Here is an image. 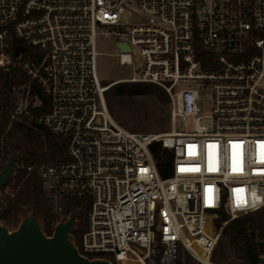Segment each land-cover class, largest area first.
<instances>
[{"label": "built area", "instance_id": "built-area-1", "mask_svg": "<svg viewBox=\"0 0 264 264\" xmlns=\"http://www.w3.org/2000/svg\"><path fill=\"white\" fill-rule=\"evenodd\" d=\"M129 5L145 18L127 27ZM11 37L33 55L17 44L25 51L14 57ZM98 38L114 41L119 65L140 60L120 81L166 92L167 131L133 133L113 119L97 76ZM17 69L28 80L5 91L10 121L40 104L36 84L50 100L37 124L65 141L62 160L34 167L56 224L72 214L68 199H89L81 248L71 241L82 257L177 264L182 248L202 264L192 246L209 259L229 221L264 208V0H0V72ZM199 89L211 92L209 115L199 113ZM221 213L220 232L207 234L203 218Z\"/></svg>", "mask_w": 264, "mask_h": 264}, {"label": "trees", "instance_id": "trees-1", "mask_svg": "<svg viewBox=\"0 0 264 264\" xmlns=\"http://www.w3.org/2000/svg\"><path fill=\"white\" fill-rule=\"evenodd\" d=\"M17 44L23 43L11 37L10 50L12 51ZM25 48L24 57L28 56L27 53L32 51L27 45H25ZM27 80L28 76L18 69L9 74L0 72V152L3 150L9 156L16 148H19L18 152L22 153L20 157H15V162L18 164V167L15 169V175L2 188L0 222L4 225H17L21 221V218L26 216L28 209L41 222L43 232L47 236H51L53 228L57 223V215L51 211L49 201L41 190L40 180L34 167L43 162L62 160L65 154V141L61 137L47 133L37 124V118L49 112L50 100L36 84L33 85L32 93L38 96L40 104L31 111L30 115L22 116L21 123L10 121L11 101L5 91L12 84ZM143 95L154 96L163 107L167 108L170 104L169 97L162 88L148 83L130 82H122L107 89L105 92V101L109 112L113 114L114 105L119 101L125 98ZM168 120L169 112L163 117L162 121L165 123ZM28 121L30 123L26 126V122ZM165 130L167 129L163 128L159 131L162 132ZM21 143L22 146L18 147L17 145ZM166 158V153L156 147L154 150V159L162 178H167L171 175L170 165L165 160ZM29 167L32 168L30 171L28 170ZM7 188L10 189L9 194L4 193V190ZM80 200L78 198L68 199L64 205L65 214L70 212H77L78 214L75 224L76 229L71 232L72 241L75 246H77L82 235L81 225L83 213L87 212L90 208L88 198L83 199L85 201L83 204L80 203ZM252 214H246L229 221L220 233V237L226 236L228 238V250L232 251L237 258L244 261H247L244 248L245 235L249 236L257 255L264 253V243H257L255 241V235L251 232V230L264 229V225H262L260 220H252ZM226 220L227 216L221 213L215 221L218 231L222 223ZM223 249L218 238L209 261L214 264H221L223 256L219 252ZM106 258L108 257L106 256ZM195 261L188 252L179 248V261L177 264H200Z\"/></svg>", "mask_w": 264, "mask_h": 264}, {"label": "rangeland", "instance_id": "rangeland-1", "mask_svg": "<svg viewBox=\"0 0 264 264\" xmlns=\"http://www.w3.org/2000/svg\"><path fill=\"white\" fill-rule=\"evenodd\" d=\"M144 18H145L144 14L138 8L129 5L127 6L124 14L121 17V23L129 27L134 24H139ZM95 49L98 53L97 76L100 82L104 86H107V89L119 83L125 82L120 80L130 79L133 76L134 71L140 68L139 59L137 60L135 59L133 61V66L119 65L117 58L118 50L115 47L113 40H102L98 38L95 42ZM27 55L32 56L33 52L30 51L27 53ZM116 81H120V82L115 83ZM211 102L212 99H211L210 90L199 89L196 105L198 107L200 115H209L211 113ZM170 106L171 104H169L167 108L161 106L157 101V99L152 95L136 96L132 98H125L124 100L119 101L117 104H115L113 108L114 113L111 115L113 119L121 127H123L124 129L130 132L156 134V133H161L159 130L163 128L167 130L169 129L170 114H169V120L167 122L164 123L162 119L164 116L168 114V112L170 113ZM15 122L21 123L22 118ZM29 123L30 121L26 122V126H28ZM176 127L178 130H180V124H177ZM17 146L21 147L22 143L18 144ZM18 150L19 148H16L13 152L16 153L17 157H20L22 153L18 152ZM7 157L8 155L5 153V151L2 150L0 152V171L3 165L6 163ZM17 167L18 164L15 162V169ZM4 193L9 194L10 189L9 188L5 189ZM2 194L3 192L1 191V196ZM84 202L85 201L83 199L80 200L81 204H83ZM88 213L89 210L83 213L82 225H81L82 234L87 230L88 227ZM28 215H31V211L27 209L26 216ZM251 218L252 220H257V221L260 220L262 222V225H264V209L253 213ZM0 224L4 225L1 222ZM4 226H6L10 231H13L16 229L18 224L17 225L9 224ZM75 229H76V225H75ZM204 230L207 234L211 236L220 232V230L218 231L216 227V222L212 220V218L209 215H205L204 217ZM251 232H253V234L255 235V241L257 243H264V229L251 230ZM219 239L222 244V248H224L223 250H220L221 253L219 252V254L223 256L221 264H249L248 261H244L242 259L237 258L232 251L228 250L227 248L228 238L226 236H221V237L219 236ZM70 241H72L71 234H70ZM81 246H82V235L80 237L79 242L77 243V248L80 249ZM194 246H192V248L197 253V256H200L202 258H207L206 256L203 255L201 251L197 249V247ZM260 255L264 256V253L259 254L257 256ZM127 264H134V263L127 262ZM259 264H264V259H262Z\"/></svg>", "mask_w": 264, "mask_h": 264}, {"label": "water", "instance_id": "water-1", "mask_svg": "<svg viewBox=\"0 0 264 264\" xmlns=\"http://www.w3.org/2000/svg\"><path fill=\"white\" fill-rule=\"evenodd\" d=\"M118 46L128 50L125 45ZM24 51V47L17 46L14 57ZM15 157L16 153H11L0 171V198L2 188L15 174ZM77 216L73 212L64 222L56 224L51 236L43 232L39 220L32 214L22 218L13 231L0 224V264H111L105 260H89L78 253L70 241ZM244 248L249 264H258L260 258L248 235L244 238Z\"/></svg>", "mask_w": 264, "mask_h": 264}, {"label": "bare ground", "instance_id": "bare-ground-1", "mask_svg": "<svg viewBox=\"0 0 264 264\" xmlns=\"http://www.w3.org/2000/svg\"><path fill=\"white\" fill-rule=\"evenodd\" d=\"M194 247H197V246H194ZM198 259L201 261L202 264H213L208 260V258H202V257L198 256ZM125 264H127V263H125Z\"/></svg>", "mask_w": 264, "mask_h": 264}, {"label": "snow or ice", "instance_id": "snow-or-ice-1", "mask_svg": "<svg viewBox=\"0 0 264 264\" xmlns=\"http://www.w3.org/2000/svg\"><path fill=\"white\" fill-rule=\"evenodd\" d=\"M234 170H236L235 167H234Z\"/></svg>", "mask_w": 264, "mask_h": 264}]
</instances>
